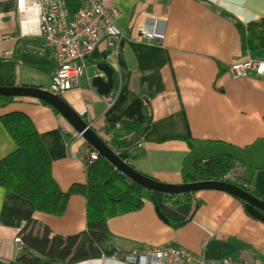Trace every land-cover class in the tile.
I'll list each match as a JSON object with an SVG mask.
<instances>
[{
    "label": "crops",
    "instance_id": "crops-1",
    "mask_svg": "<svg viewBox=\"0 0 264 264\" xmlns=\"http://www.w3.org/2000/svg\"><path fill=\"white\" fill-rule=\"evenodd\" d=\"M100 1L117 8L114 24L120 35L111 47L104 40L96 45L76 88L55 94L52 50L42 39L20 33L14 0H0V87L59 96L114 154L127 156L123 161L129 167L164 184L182 183L184 161L195 149L223 144L245 150L264 140V74L233 77L228 71L247 59L264 61V0ZM62 2L72 17L82 0ZM150 19L164 25L163 39L135 35ZM99 64L111 70L112 84L104 95L91 85L93 77L105 76ZM12 113L30 120L62 191L85 183L80 151L96 150L35 98L14 97L0 106V159L16 150L2 122ZM247 185L264 201V165ZM192 200L190 218L169 224L143 199L138 210L106 220L109 257L75 264H125L122 254L161 245L182 249L196 261L264 264V223L246 212L243 201L216 190L194 192ZM85 208V198L72 194L62 216L47 215L0 188V264L16 263L22 246L14 238L28 222L35 223L33 233L47 227L65 238L86 229Z\"/></svg>",
    "mask_w": 264,
    "mask_h": 264
},
{
    "label": "trees",
    "instance_id": "trees-1",
    "mask_svg": "<svg viewBox=\"0 0 264 264\" xmlns=\"http://www.w3.org/2000/svg\"><path fill=\"white\" fill-rule=\"evenodd\" d=\"M13 99L0 97V106ZM2 122L16 150L0 159V188L29 201L35 211L56 217L66 210L70 195H81L86 201V229L77 235L63 238L52 234L47 227L39 235L33 233L35 223L28 222L20 232L22 249L14 264H75L109 257L112 249L108 246L106 220L138 210L143 199L152 202L169 224L186 222L194 210V192L166 195L149 191L129 181L100 156L87 167L83 185L62 191L51 176L49 156L28 117L12 113ZM233 161L219 157L199 162L194 166L195 178L188 179H220Z\"/></svg>",
    "mask_w": 264,
    "mask_h": 264
},
{
    "label": "built area",
    "instance_id": "built-area-1",
    "mask_svg": "<svg viewBox=\"0 0 264 264\" xmlns=\"http://www.w3.org/2000/svg\"><path fill=\"white\" fill-rule=\"evenodd\" d=\"M14 6L20 33L42 39L52 50L56 67L52 79L55 94L76 88L86 69L85 60L96 45L104 40L111 47L120 35L114 24L119 15L117 8L104 6L100 0H82L72 17H69L62 0H14ZM164 31V25L150 19L134 32L139 38L158 41L164 38ZM228 71L233 77L243 76L248 71L261 76L264 74V61L247 59L230 65ZM80 154L86 167L98 157L88 147L82 148ZM242 173V165L235 162L218 180L245 190L248 186L242 180ZM14 242L21 244L18 236ZM111 257L118 259L116 253ZM119 260L125 264H253L251 261L235 262L226 258L217 263L196 261L186 251L164 245L132 250L122 254Z\"/></svg>",
    "mask_w": 264,
    "mask_h": 264
},
{
    "label": "water",
    "instance_id": "water-1",
    "mask_svg": "<svg viewBox=\"0 0 264 264\" xmlns=\"http://www.w3.org/2000/svg\"><path fill=\"white\" fill-rule=\"evenodd\" d=\"M97 69L104 73V78L93 77L91 85L97 89V92L104 95L111 87V70L105 64H99ZM0 96L7 97H30L41 100L48 104L54 111L62 116L75 131L106 161H108L115 170L119 171L132 183H135L149 191L158 192L166 195H181L188 192H197L201 190H216L228 193L244 202L246 212L253 218L264 223V201L250 194L248 191L237 186L225 183L219 180L191 181L187 179L195 178V164L205 162L219 157H229L240 163L243 167L242 180L250 183L255 170H259L264 165V140L255 142L245 150L223 144L205 145L192 151L185 159L183 165V181L181 184L170 185L157 182L144 175L139 174L129 167L123 160L126 155L114 154L106 144L85 124L79 115H77L59 96L49 91L40 90L31 87H0ZM158 217L165 223L168 220L165 216L156 210Z\"/></svg>",
    "mask_w": 264,
    "mask_h": 264
},
{
    "label": "clouds",
    "instance_id": "clouds-1",
    "mask_svg": "<svg viewBox=\"0 0 264 264\" xmlns=\"http://www.w3.org/2000/svg\"><path fill=\"white\" fill-rule=\"evenodd\" d=\"M26 37H31V36H26ZM78 136L79 137H81L79 134H78ZM82 138V137H81ZM83 139V138H82ZM93 151V150H92ZM94 152H96V151H94ZM97 153V152H96ZM98 154V153H97ZM98 157H99V155H98ZM88 167V166H87ZM216 180H218V179H216ZM246 183V182H245ZM247 184V183H246ZM246 191H248L247 190V188L245 189ZM19 237V236H18ZM20 238V237H19ZM21 241V240H20ZM21 246H22V242H21V244H20ZM102 257H104V256H102Z\"/></svg>",
    "mask_w": 264,
    "mask_h": 264
},
{
    "label": "rangeland",
    "instance_id": "rangeland-1",
    "mask_svg": "<svg viewBox=\"0 0 264 264\" xmlns=\"http://www.w3.org/2000/svg\"><path fill=\"white\" fill-rule=\"evenodd\" d=\"M97 159H98V157H97ZM97 159H96V160H97Z\"/></svg>",
    "mask_w": 264,
    "mask_h": 264
}]
</instances>
